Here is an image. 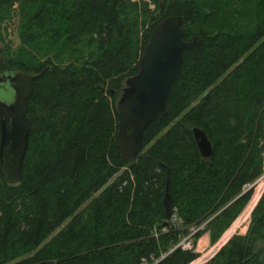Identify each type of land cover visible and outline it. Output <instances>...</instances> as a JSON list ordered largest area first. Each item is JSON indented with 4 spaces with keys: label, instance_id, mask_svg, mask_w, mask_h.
<instances>
[{
    "label": "trees",
    "instance_id": "16d2710c",
    "mask_svg": "<svg viewBox=\"0 0 264 264\" xmlns=\"http://www.w3.org/2000/svg\"><path fill=\"white\" fill-rule=\"evenodd\" d=\"M18 1L19 44L0 48V73L41 72L26 100L20 179L0 173V264L194 263L197 238L217 240L260 171L264 0H0V19ZM174 14L184 38L202 42L183 50L168 110L129 162L113 140L115 99L152 26ZM165 186L175 219L164 216ZM185 235L190 247L178 244ZM263 261L264 191L247 230L201 264Z\"/></svg>",
    "mask_w": 264,
    "mask_h": 264
},
{
    "label": "water",
    "instance_id": "95a60500",
    "mask_svg": "<svg viewBox=\"0 0 264 264\" xmlns=\"http://www.w3.org/2000/svg\"><path fill=\"white\" fill-rule=\"evenodd\" d=\"M181 24V17L174 14L164 16L152 26L138 57L137 71L124 78L115 99L118 117L113 140L120 154L129 162L135 159L142 147L146 125L168 110L169 89L179 71L183 50L202 42L197 35L186 40ZM39 72L0 73V173L8 182L20 179V166L30 124L25 114L26 100L32 81ZM192 134L200 154L209 155L210 142L204 131L194 126ZM162 202L164 216L167 218L172 208L171 195L166 186Z\"/></svg>",
    "mask_w": 264,
    "mask_h": 264
},
{
    "label": "rangeland",
    "instance_id": "374dc122",
    "mask_svg": "<svg viewBox=\"0 0 264 264\" xmlns=\"http://www.w3.org/2000/svg\"><path fill=\"white\" fill-rule=\"evenodd\" d=\"M132 1H136V0H132ZM145 1L147 3V6L150 9H154V5L151 3V0H145ZM20 22H21V13H20L19 1H18V2H14V3L10 4L8 6L7 14L0 19V48H2L3 51L15 49L17 47V45L19 44V37H18V30L19 29L18 28H19ZM263 126H264V120H263ZM256 200H257L256 194H253L252 200L245 207V204L247 202V200H246L245 203L243 204V206L241 207V209L239 210V212L237 213V215L233 218V220L230 222V224L222 231L220 236L213 243H210L209 239L204 240L203 234L200 235L195 242V248L198 252V255L203 256L205 254H208L210 251L213 250V248H215L217 245H219L221 242H223L226 238H228L233 233L243 234L248 228V224H249V220H250V211H251L250 208L254 205ZM244 207H245V209H244ZM240 214L242 216H239ZM237 217H238V219L235 222V224L219 240V238L222 236L224 231L231 225V223ZM192 228H195V227H192ZM188 238H189V240H191L190 237H188ZM209 257H207L205 259V261ZM200 259H202V258L199 257L198 260H196L192 264H198L200 262ZM262 263L264 264V261ZM199 264H201V263H199Z\"/></svg>",
    "mask_w": 264,
    "mask_h": 264
},
{
    "label": "built area",
    "instance_id": "2783aa9c",
    "mask_svg": "<svg viewBox=\"0 0 264 264\" xmlns=\"http://www.w3.org/2000/svg\"><path fill=\"white\" fill-rule=\"evenodd\" d=\"M263 133H264V128H263ZM247 189L250 190V194H249V197L247 199V202L249 201V199L252 197L253 194H256V198L258 200V198L260 197V195L264 191V135H263L262 148H261V167H260V171L258 172V174L250 182H247V183L243 184L242 191H245ZM257 200H256V202H257ZM247 202H246V204H247ZM255 203H254V205H255ZM252 207L250 208V210L252 209ZM175 218H176V216L172 212L171 219H175ZM188 237H189V235L183 236L178 241V244L181 247H190L191 243H190V240H189ZM217 246L215 248H213V250L210 251L208 254H205L203 256H199L198 255L196 258H198V257H201L202 258V259H200V262L199 263L204 262L207 257H209L211 254H213L214 251H215V249L217 248Z\"/></svg>",
    "mask_w": 264,
    "mask_h": 264
},
{
    "label": "crops",
    "instance_id": "0c3cea01",
    "mask_svg": "<svg viewBox=\"0 0 264 264\" xmlns=\"http://www.w3.org/2000/svg\"><path fill=\"white\" fill-rule=\"evenodd\" d=\"M202 234L204 235V240H206V239L208 240V239H209V238H208V233H207V231L203 232ZM202 234H201V235H202ZM194 249L196 250L195 247H194ZM196 251H197V250H196Z\"/></svg>",
    "mask_w": 264,
    "mask_h": 264
}]
</instances>
